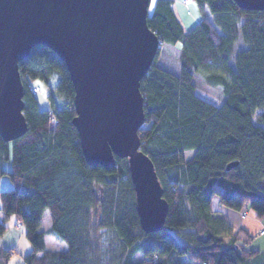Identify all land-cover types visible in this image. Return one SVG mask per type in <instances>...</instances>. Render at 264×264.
Segmentation results:
<instances>
[{
	"label": "trees",
	"instance_id": "1",
	"mask_svg": "<svg viewBox=\"0 0 264 264\" xmlns=\"http://www.w3.org/2000/svg\"><path fill=\"white\" fill-rule=\"evenodd\" d=\"M174 2L154 0L148 11V27L169 48L159 49L140 82V151L152 161L168 203L157 233L140 227L127 160L115 157L109 169L84 160L63 61L37 45L18 64L27 132L12 142L0 138V177L12 183L0 190V237L10 219L23 227L31 245L25 264L264 262V251L250 248L254 237L211 206L216 197L220 206L248 205L256 219L264 217V12L242 10L233 0H193L200 19L186 31ZM34 81L47 88L48 109L39 108ZM212 89L219 106L196 93ZM187 151H194L191 158ZM44 212L48 234L65 251L46 250L39 230ZM14 254L0 246V264Z\"/></svg>",
	"mask_w": 264,
	"mask_h": 264
},
{
	"label": "water",
	"instance_id": "2",
	"mask_svg": "<svg viewBox=\"0 0 264 264\" xmlns=\"http://www.w3.org/2000/svg\"><path fill=\"white\" fill-rule=\"evenodd\" d=\"M264 12V0H233ZM150 0H0V138L27 132L18 64L37 45L63 61L73 89L84 160L105 169L126 159L141 229L157 233L168 211L152 161L140 151V82L162 42L147 24ZM237 166L229 163L227 170Z\"/></svg>",
	"mask_w": 264,
	"mask_h": 264
},
{
	"label": "rangeland",
	"instance_id": "3",
	"mask_svg": "<svg viewBox=\"0 0 264 264\" xmlns=\"http://www.w3.org/2000/svg\"><path fill=\"white\" fill-rule=\"evenodd\" d=\"M190 4H192V2ZM175 5H180V11H177V13H176L177 17L179 19H181V20L185 19L188 22V25L184 26L185 30H190L191 28H193L198 23V21L200 19V14H199L197 8H196L197 15L195 16V19H193L192 18V9L189 6L186 5L187 6L186 7L184 5V0H175ZM181 5H183L184 8H181L182 7ZM153 6H154V0H152L151 3H150V6H149V11L150 12L152 11ZM185 12H186L187 16L189 15L188 17L185 16ZM160 48H161L160 51L163 53L164 51H167L169 47L160 46ZM173 53H175V50H172V52L170 54H173ZM160 60H161L160 62H163L166 67L167 66L171 67V68L174 67L173 62L172 63L168 62L169 65H167L166 60H164V58H162V56H161ZM199 78L201 79L200 76H199ZM31 85H32V87H37L39 89L38 93L35 94L36 98H37V102H38L39 108L40 109H48L49 108V103H48V100H47L48 91H47V88L45 87V85L42 82H40V81L31 82ZM215 91H216L215 89H212L211 90L212 93L210 94L209 92H205L203 90H197L196 93L198 94V96L202 97V99L204 98L206 101L209 100V102H211L213 105L219 106L221 104V102H220V99L217 97V94H215ZM41 92H43V99L41 98ZM255 117H256V115L253 116V121H255ZM193 152L194 151L185 152V157L187 159L191 158L192 155H193ZM2 168L5 171H10L11 170V150L9 152L8 159H4L2 161ZM10 188H12V183H11V181L9 179V176L8 175L1 176L0 177V190H8ZM211 206H212L213 209H219L223 214H226L227 217L229 218L230 222L235 227H240V226H242L244 224L246 225V224L249 223L251 225L250 226L251 230H254V227H256V221L260 220V219H256L255 218L253 210L248 205L243 207L240 211H236V210H232V209L226 208L224 206H220L219 203H218V199L215 197L212 200ZM244 212L246 213V216L244 218H242V214ZM261 220L264 222V217ZM13 221H15V220L12 219L10 221L11 222V227H8V229L15 228V226L13 225ZM18 226H19V224H18ZM18 228H20V227H18ZM262 228H263L262 230H264V225H263ZM49 229H50V218H49L48 213L44 212L42 220H41V226H40L39 230L44 233V236L46 237V241H47L48 247H50L49 246V240L51 239L50 238L51 236L48 234ZM258 232H260V231H258ZM252 234H254V233H252ZM252 236H254V238L256 239L257 242L258 241H262L264 239V236H261V235L259 236L258 233L254 234ZM254 238H253V241H254ZM253 241H252V244H251L252 248H255V246H260L261 245V244L255 245V244H253ZM13 256L19 257V259L13 260V257H11V259L9 261V264H19V263H21V254L16 253ZM140 257H141L140 255H137L135 257V260H139Z\"/></svg>",
	"mask_w": 264,
	"mask_h": 264
},
{
	"label": "crops",
	"instance_id": "4",
	"mask_svg": "<svg viewBox=\"0 0 264 264\" xmlns=\"http://www.w3.org/2000/svg\"><path fill=\"white\" fill-rule=\"evenodd\" d=\"M181 6H182L181 8H184L183 5H181ZM173 10H174V12L176 14L177 11H180V5H175V2H174V4H173ZM176 16H177V14H176ZM185 16L188 17L189 15L187 16V14L185 12ZM179 20H180L181 24L183 25V27L185 25H188V22L185 19H182V20L179 19ZM11 220L12 219H10L9 221H11ZM13 225L15 226V228H10V229L6 230V232H5V233H10L8 239H3V236H4L5 233L3 234V236L0 237V246L3 247V248H5V249H13L15 254L16 253L21 254V263H19V264H25L24 263V257L30 252L31 245L27 241V239L23 236V231L22 232L21 231H17V230H19L21 228L23 229V227H21L20 225L18 226L16 220L13 221ZM263 225H264V222L262 220H259V221H256V227H254V230H251V228H250L251 225L249 223L246 224V225L245 224L242 225V227H244L251 234L252 233H254V234L258 233L259 236L260 235L261 236H264V234H260V232L263 229L262 228ZM8 227H9V223H8ZM18 227H20V228H18ZM258 231H260V232H258ZM254 234H252V235H254ZM50 238H51L49 240V246L50 247H48L47 241H46V237L44 236V241H45V246H46V250L47 251H62L63 252V251L66 250V246H65L64 243L55 240L53 237H50ZM23 240H26L28 242V244H29L28 247H23V248L21 247V242ZM253 244H255V245L261 244V245L260 246H255V248H252V246H250L251 249H254V250H257V251H261V252L264 251V239L262 241H258L257 242L256 239L254 238ZM258 261H255L252 264H261V263H258ZM262 264H264V262Z\"/></svg>",
	"mask_w": 264,
	"mask_h": 264
},
{
	"label": "clouds",
	"instance_id": "5",
	"mask_svg": "<svg viewBox=\"0 0 264 264\" xmlns=\"http://www.w3.org/2000/svg\"><path fill=\"white\" fill-rule=\"evenodd\" d=\"M189 7L192 9V18L195 19V16L197 15L196 13V5L194 3L190 4ZM39 83V82H38ZM41 98L43 99V92H41ZM9 227H11V222L9 221ZM17 231H23V229H19ZM10 233H5L3 236V239H8L9 238ZM29 244L26 240H23L21 242V247H28ZM19 259V257L13 256V260Z\"/></svg>",
	"mask_w": 264,
	"mask_h": 264
},
{
	"label": "built area",
	"instance_id": "6",
	"mask_svg": "<svg viewBox=\"0 0 264 264\" xmlns=\"http://www.w3.org/2000/svg\"><path fill=\"white\" fill-rule=\"evenodd\" d=\"M191 2L193 3V0H184V5H185V6H186V5L189 6ZM187 6H186V7H187ZM261 234H264V230L261 231ZM202 264H205V263H202Z\"/></svg>",
	"mask_w": 264,
	"mask_h": 264
}]
</instances>
